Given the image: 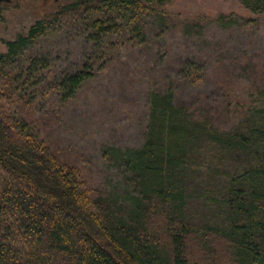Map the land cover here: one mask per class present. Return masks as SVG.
Segmentation results:
<instances>
[{"label":"trees","instance_id":"16d2710c","mask_svg":"<svg viewBox=\"0 0 264 264\" xmlns=\"http://www.w3.org/2000/svg\"><path fill=\"white\" fill-rule=\"evenodd\" d=\"M85 1L93 3L85 24L96 42L121 28L141 36L147 16L175 15L173 0H73L62 9ZM243 2L264 11V0ZM46 26L38 20L6 41L0 95L14 80L5 65ZM94 72L86 61L34 94L67 99ZM7 109L0 106V264H264V109L219 130L172 87L154 92L145 144L107 151L128 167L134 192L126 202L92 192L35 122ZM202 167L219 174L198 181L192 168Z\"/></svg>","mask_w":264,"mask_h":264},{"label":"rangeland","instance_id":"374dc122","mask_svg":"<svg viewBox=\"0 0 264 264\" xmlns=\"http://www.w3.org/2000/svg\"><path fill=\"white\" fill-rule=\"evenodd\" d=\"M72 1L0 0V52H7V40L47 21L45 32L5 65L14 80L0 106L35 122L95 194L122 202L133 194L126 163L107 151L145 144L154 92L172 87L179 103L219 130L264 109V11L243 0H173L168 9L175 15L147 16L143 35L121 28L96 42L85 24L93 3L62 9ZM86 61L94 75L74 96L34 94ZM192 169L198 181H212L210 170L219 174Z\"/></svg>","mask_w":264,"mask_h":264}]
</instances>
